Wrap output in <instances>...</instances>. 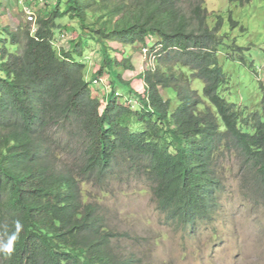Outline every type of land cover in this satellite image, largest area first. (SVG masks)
Returning a JSON list of instances; mask_svg holds the SVG:
<instances>
[{
  "label": "trees",
  "instance_id": "obj_1",
  "mask_svg": "<svg viewBox=\"0 0 264 264\" xmlns=\"http://www.w3.org/2000/svg\"><path fill=\"white\" fill-rule=\"evenodd\" d=\"M204 2L188 12L180 0H57L36 30L0 28V264H143L117 250L119 234L84 192L123 172L142 174L159 210L186 227L218 213L223 155L237 153L264 186V86L261 111L246 116L223 96V17L210 27ZM65 18L79 34L59 45ZM137 46L157 58L137 74L142 91L121 72L136 70ZM89 49L101 56L93 79ZM105 72L103 104L94 91ZM117 85L134 97L120 100Z\"/></svg>",
  "mask_w": 264,
  "mask_h": 264
},
{
  "label": "rangeland",
  "instance_id": "obj_2",
  "mask_svg": "<svg viewBox=\"0 0 264 264\" xmlns=\"http://www.w3.org/2000/svg\"><path fill=\"white\" fill-rule=\"evenodd\" d=\"M56 1L0 0V28L15 29L19 23L31 22L36 30L37 22L29 21L25 8L32 9L37 18L40 8L50 9ZM194 1L199 0H180V5L190 12ZM203 4L208 9L210 27L215 26L218 15L223 17L220 35L224 36V42L219 52L220 64L227 76L221 90L223 96L237 104L245 116L261 111L264 0H205ZM57 23L60 27L56 42L68 45V40L79 34L75 21L65 18L58 19ZM134 48L130 52L136 70L121 72L142 91L145 85L137 74L156 67L157 58L155 61L145 47ZM86 54L87 76L93 79L101 56L95 49H89ZM185 70L189 78L190 72ZM189 82L202 96L203 81L191 78ZM110 88L113 86L108 73L98 76L94 92L103 99V104ZM115 91L121 94L120 100L134 97L122 85H117ZM165 94L175 96L172 92ZM249 126L240 124L243 130L253 132ZM216 172L223 184L218 192L220 209L213 220L194 227L175 224L159 210L152 183L142 174L123 172L106 180L104 187L90 182L84 186V192L89 194V200L101 206L110 227L119 234L117 250L124 254L136 253L143 264H264V186L237 153L220 157Z\"/></svg>",
  "mask_w": 264,
  "mask_h": 264
},
{
  "label": "built area",
  "instance_id": "obj_3",
  "mask_svg": "<svg viewBox=\"0 0 264 264\" xmlns=\"http://www.w3.org/2000/svg\"><path fill=\"white\" fill-rule=\"evenodd\" d=\"M17 1H20V0H17ZM25 11H26V13H27V15H28V19H29V21H35V13H34V11L32 10V9H30V8H25ZM146 48V47H145ZM146 51H148V49L146 48Z\"/></svg>",
  "mask_w": 264,
  "mask_h": 264
}]
</instances>
